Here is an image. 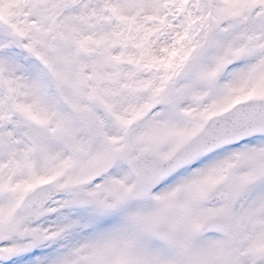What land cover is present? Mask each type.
Here are the masks:
<instances>
[{
    "label": "snow or ice",
    "instance_id": "snow-or-ice-1",
    "mask_svg": "<svg viewBox=\"0 0 264 264\" xmlns=\"http://www.w3.org/2000/svg\"><path fill=\"white\" fill-rule=\"evenodd\" d=\"M0 264H264V0H0Z\"/></svg>",
    "mask_w": 264,
    "mask_h": 264
}]
</instances>
